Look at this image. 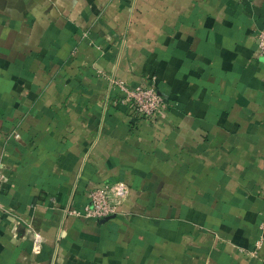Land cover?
Masks as SVG:
<instances>
[{
    "label": "crops",
    "instance_id": "obj_1",
    "mask_svg": "<svg viewBox=\"0 0 264 264\" xmlns=\"http://www.w3.org/2000/svg\"><path fill=\"white\" fill-rule=\"evenodd\" d=\"M260 33L264 0H0V264H264ZM110 79L173 105L130 124Z\"/></svg>",
    "mask_w": 264,
    "mask_h": 264
},
{
    "label": "built area",
    "instance_id": "obj_2",
    "mask_svg": "<svg viewBox=\"0 0 264 264\" xmlns=\"http://www.w3.org/2000/svg\"><path fill=\"white\" fill-rule=\"evenodd\" d=\"M257 56L264 58V34L257 35ZM118 88L122 93L119 103L129 111L128 122L133 124L134 119L154 121L165 113L173 103L160 95L154 83L128 88L117 80L110 79V89ZM4 176L0 171V189ZM127 187L122 182L107 183L90 189L88 192L89 204L85 208V216L94 219H107L117 213L120 201L127 196ZM264 235V221L260 225ZM41 238L34 234L33 253H39Z\"/></svg>",
    "mask_w": 264,
    "mask_h": 264
}]
</instances>
